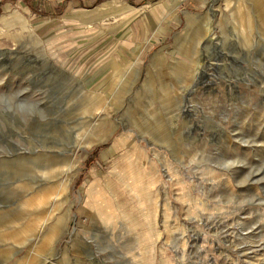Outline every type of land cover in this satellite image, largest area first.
I'll return each instance as SVG.
<instances>
[{"label": "rangeland", "instance_id": "1", "mask_svg": "<svg viewBox=\"0 0 264 264\" xmlns=\"http://www.w3.org/2000/svg\"><path fill=\"white\" fill-rule=\"evenodd\" d=\"M0 238V264H264V0H0Z\"/></svg>", "mask_w": 264, "mask_h": 264}, {"label": "bare ground", "instance_id": "2", "mask_svg": "<svg viewBox=\"0 0 264 264\" xmlns=\"http://www.w3.org/2000/svg\"><path fill=\"white\" fill-rule=\"evenodd\" d=\"M239 9V8H238ZM238 9H237V11H238ZM252 12V11H251ZM257 16H258V14L256 13V12H254V14L252 13V14H250V15H248L247 17H244V16H239V19H238V23H239V25H240V31H242L243 32V30L245 31V30H248L249 31V33H250V31L253 29V26H254V24H253V22L254 21H256L255 19H257ZM244 35H246V33L244 32ZM243 35V36H244ZM247 38H248V36H247ZM247 38H245V39H247ZM248 40V39H247ZM129 158V157H128ZM116 172V171H115ZM118 172V174L119 175H121V177H124V176H127V180H128V182L130 183V186H132V190L136 187L135 186V184L134 183H137V179L136 180H133V181H129V179H131V175L133 174V171H131V168L129 169V170H119V171H117ZM116 172V173H117ZM115 173V174H116ZM129 175H130V177H129ZM135 177H136V174H135V176H134V179H135ZM65 190H66V184L64 185V187H63V190H62V193H65ZM133 191H135V193H139V190H138V187H136V189L135 190H133ZM49 200H48V197L44 194V193H39L38 194V197L36 196L35 197V200L33 201V203H23L25 206H27V207H32L33 209H37L38 207H40V206H42V205H44V204H46L47 202H48ZM101 205H106L105 203H102V200H100V199H96L95 198V200H94V203H93V207H95V208H98L99 206H101ZM44 224V223H43ZM38 227V225H37V222L35 221H32V223L30 224V226H29V229L27 230V229H23V230H21V234H22V236H25V235H27L28 234V232H30L31 230L33 231V230H35L36 228ZM5 238H8L7 237V234L5 233ZM19 238H21V236H18V237H16L15 239L13 238V240L12 241H14L15 243H18V240H19ZM0 240H3V238H0Z\"/></svg>", "mask_w": 264, "mask_h": 264}, {"label": "crops", "instance_id": "3", "mask_svg": "<svg viewBox=\"0 0 264 264\" xmlns=\"http://www.w3.org/2000/svg\"><path fill=\"white\" fill-rule=\"evenodd\" d=\"M118 6L123 7V8H128V5L126 3L118 2L116 7H118ZM132 13H134V11ZM127 15H132V14L130 13V14H127ZM143 15H144L143 17L141 16V22H142V25L144 26L146 31H149V29L150 30L152 29L151 23H153L154 19L156 21V26L165 24V23H162L161 19L157 16V13H155L154 11L153 12H148L147 14H143Z\"/></svg>", "mask_w": 264, "mask_h": 264}]
</instances>
